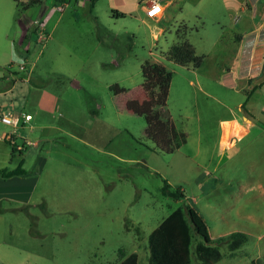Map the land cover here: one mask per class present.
Instances as JSON below:
<instances>
[{"label":"rangeland","instance_id":"obj_1","mask_svg":"<svg viewBox=\"0 0 264 264\" xmlns=\"http://www.w3.org/2000/svg\"><path fill=\"white\" fill-rule=\"evenodd\" d=\"M27 1L0 0V86L4 68L18 79L4 106L31 112L14 130L35 140L21 154L7 147L5 166L23 158L31 194L28 203L0 200V264H117L131 251L145 264L149 232L183 202L214 240L247 234L233 252L219 242L222 258L212 264L264 263V94L231 74L239 71L232 13L243 14L240 0H174L160 23L142 0ZM34 9L23 35L19 17ZM180 39L203 55L200 67L165 56ZM146 60L170 72L158 87L167 86L166 107L186 135L173 151L147 126ZM112 83L128 90L116 94ZM232 117L253 126L227 146L219 132ZM4 128L13 129L0 120ZM223 129L225 140L232 127ZM164 180L185 197L163 194ZM192 264L200 263L192 256Z\"/></svg>","mask_w":264,"mask_h":264},{"label":"trees","instance_id":"obj_2","mask_svg":"<svg viewBox=\"0 0 264 264\" xmlns=\"http://www.w3.org/2000/svg\"><path fill=\"white\" fill-rule=\"evenodd\" d=\"M39 1L28 0L24 6L29 3L36 4ZM165 56L178 64L192 65L195 68L200 67L203 61V55L197 54L194 46L186 39H180L170 44L165 51ZM141 75V86L149 96L152 108L147 117L149 131L158 141L161 149L170 151L178 148L186 141V135L184 131L175 127L166 107L165 90L167 86L158 87L163 78L170 76V72L162 63L146 60L141 64ZM109 88L116 94L128 90L118 83L110 84ZM15 152L21 154L22 149H17L12 144L11 155L13 156ZM24 172L20 163L12 169L7 167L0 169V174L3 176L23 174ZM169 187L170 183L164 180L161 188L162 193L175 199L185 197L180 186L172 189ZM247 238L245 232L235 230L214 240L209 234L203 216L193 205L183 202L164 216L149 232L147 236L148 256L145 264H192V256L200 264H212L222 258L219 242L225 241L228 250L233 252L246 242ZM117 264H138L137 251L122 254ZM248 264L264 263L251 261Z\"/></svg>","mask_w":264,"mask_h":264},{"label":"crops","instance_id":"obj_3","mask_svg":"<svg viewBox=\"0 0 264 264\" xmlns=\"http://www.w3.org/2000/svg\"><path fill=\"white\" fill-rule=\"evenodd\" d=\"M60 2L64 3L65 1L60 0ZM173 2L175 1L166 2L162 14L153 19H157L156 21L158 22L162 20L167 21L170 18V15H168L167 13L168 7ZM56 7L58 8L59 4H57ZM238 8L239 10L243 11V14L245 15L237 14L236 10L232 13V18L234 19L236 25L237 23H240L237 27V30L233 32L232 39L233 42L237 41V43L235 42L236 45H234V47L232 48L235 51V55L233 58L235 59V61H238L239 71L238 69H235L231 74L243 80L241 88L246 89V87L250 83H252L253 88L257 86L258 89L261 90L264 94V0H240L238 2ZM35 15L36 11L34 9L32 13H25V17H19V23L21 25L22 30H24L23 35L28 33V27H31V25H35ZM41 20L43 21V18ZM162 29L163 28L160 27L158 31H161ZM231 69L232 68H230L229 72H231ZM2 77L4 82L0 86V105L4 106L7 99H9L10 97L11 99L15 98L16 91H14L13 88L16 85V82L14 81L15 79H17V77L13 76L11 74V71H7L5 68L3 69ZM13 79L14 81H12ZM249 96L250 95L248 94V97ZM11 104L12 101L10 102V105ZM221 123L222 129L219 132L221 142L227 143V146H231L236 141H238V139H243L246 135L251 132V127L253 126V121L251 120V118H244L243 121H240L238 120V118L232 117L229 119L222 120ZM225 124L231 125L232 133L229 135L228 138L224 140L225 136L223 127ZM235 129H238V131H235ZM7 130V128H4L0 131V147L3 148L1 154L3 159L0 161V169L1 167H7L5 166L6 163H9L7 157L11 154V150L10 154L8 153L7 147L11 149L12 144L5 138V134L10 132L12 129L10 128V130ZM261 132H259V135ZM14 134V140L16 141V143H35V140H31V138L28 136V133H15L14 131ZM21 134H23V137H21ZM25 150L26 149H22V151ZM20 163H23V158L21 159ZM24 177L25 176H23V174H13L9 176H3L2 174H0V200H7L9 198H12L20 200V202L22 203L30 202L31 188L29 187V184L24 181ZM21 261L22 260L20 259V262ZM0 262H2L1 258Z\"/></svg>","mask_w":264,"mask_h":264},{"label":"built area","instance_id":"obj_4","mask_svg":"<svg viewBox=\"0 0 264 264\" xmlns=\"http://www.w3.org/2000/svg\"><path fill=\"white\" fill-rule=\"evenodd\" d=\"M144 3V10L147 16L155 18L162 14L165 3L171 2L174 0H142ZM59 9H62V5H59ZM20 68H23V66H20ZM23 78V77H21ZM0 105V120L13 127V129L5 134V138L17 149H22V144L16 143L14 140V128L19 126L20 123H25L29 121L32 118V114L30 111L25 110V108L15 111L12 108L4 107Z\"/></svg>","mask_w":264,"mask_h":264}]
</instances>
